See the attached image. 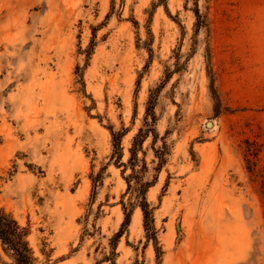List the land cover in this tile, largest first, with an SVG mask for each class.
Returning <instances> with one entry per match:
<instances>
[{
    "label": "rangeland",
    "instance_id": "1",
    "mask_svg": "<svg viewBox=\"0 0 264 264\" xmlns=\"http://www.w3.org/2000/svg\"><path fill=\"white\" fill-rule=\"evenodd\" d=\"M0 206L38 264H264V0H0Z\"/></svg>",
    "mask_w": 264,
    "mask_h": 264
},
{
    "label": "trees",
    "instance_id": "2",
    "mask_svg": "<svg viewBox=\"0 0 264 264\" xmlns=\"http://www.w3.org/2000/svg\"><path fill=\"white\" fill-rule=\"evenodd\" d=\"M195 14L197 17L196 28L197 30H201L202 28H208L207 19L200 14L199 9L195 10ZM147 118H146V127L148 128L150 125L148 121V117H152L153 122L156 121V116L154 113V104L147 110ZM150 131L155 132V129H151ZM112 137H113V145H114V158L118 162L116 165L127 170L128 167H131L132 173L125 178L127 182V193L134 191L136 197V203L138 207L141 208L145 227L147 231H149V225L154 221V210L151 208L150 204L147 200V193L151 187L155 185V181H146L144 182V176L148 171L146 162L143 161V166L141 170H137L138 164L141 162L138 158V148L142 150L143 142L149 136V131L140 129L137 136L134 138L133 147L130 150L131 158L129 160V164H124L121 162L123 157V148H122V133H115L113 129H111ZM156 133V132H155ZM157 134L154 136L153 144L156 142ZM155 151V150H154ZM145 154V152H144ZM157 155V151H155ZM164 159L161 158V164H163ZM123 170V171H124ZM160 169H157L159 172ZM134 179L136 181V186H132L131 180ZM123 210L125 213V222L123 224V228L130 221L131 214L127 212V208L123 204ZM152 231H155L152 227ZM29 231L27 228L22 227L19 222L15 219V217L6 211L5 208L0 206V241L3 247V250L9 255L12 259V263L10 264H38V260L35 257L34 251L30 246L28 241ZM120 236V233L117 237ZM156 240V238H155ZM157 241V240H156Z\"/></svg>",
    "mask_w": 264,
    "mask_h": 264
},
{
    "label": "bare ground",
    "instance_id": "3",
    "mask_svg": "<svg viewBox=\"0 0 264 264\" xmlns=\"http://www.w3.org/2000/svg\"><path fill=\"white\" fill-rule=\"evenodd\" d=\"M210 126V125H209Z\"/></svg>",
    "mask_w": 264,
    "mask_h": 264
}]
</instances>
